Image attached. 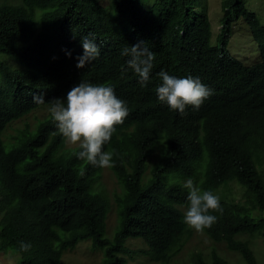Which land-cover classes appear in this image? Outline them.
<instances>
[{"label": "trees", "instance_id": "obj_1", "mask_svg": "<svg viewBox=\"0 0 264 264\" xmlns=\"http://www.w3.org/2000/svg\"><path fill=\"white\" fill-rule=\"evenodd\" d=\"M195 4L157 0L145 9L141 0H0V133L80 81L111 85L129 109L104 145L114 151L111 170L123 189L115 196L112 237L106 235L108 200L96 182L101 167L78 159V145L65 147L49 111L32 126L25 122L5 144L0 134V251L17 254V264H62L82 239L104 249V264H127L122 253L130 252V238L144 245L133 252L169 264L186 228L175 207L187 201L186 191L174 176L192 175L195 165L174 176L168 168L196 144L208 155L204 190L235 179L247 193L245 202L220 199L223 211L211 213L217 221L204 234L244 264H258L251 237L263 238L264 253V175L257 168L264 154V24L243 0H221V26L211 45L207 7ZM239 17L259 50L251 63L225 49ZM85 36L94 38L100 55L77 68ZM117 40L120 46L113 45ZM140 41L155 55L145 87L131 69L122 72L128 57L120 54ZM161 70L199 78L213 94L185 115L170 110L156 94ZM34 94H44L45 103H35ZM155 147L160 155L143 180ZM21 241L30 244L28 251L20 250ZM185 264L229 261L213 248L207 255L193 252Z\"/></svg>", "mask_w": 264, "mask_h": 264}, {"label": "clouds", "instance_id": "obj_2", "mask_svg": "<svg viewBox=\"0 0 264 264\" xmlns=\"http://www.w3.org/2000/svg\"><path fill=\"white\" fill-rule=\"evenodd\" d=\"M81 44L83 54L77 57V68L86 67L100 55V47L94 42V38L90 39L88 36H85L81 38ZM113 45L120 46V41H115ZM68 54L70 55V53ZM120 54L121 56L128 57L126 67L122 68V72H127L128 69H131L137 75L141 87L147 86L153 69L155 55L146 46L145 42L140 41L135 45L122 47ZM158 76L162 81L156 88L158 100L165 103L170 110L178 111L181 115L186 114V109L189 106L198 110L204 101L213 94V90L204 85L199 78H194L192 76L178 78L169 75L163 70L158 73ZM33 101L37 104L45 103L44 94H34ZM48 102L50 105L49 112L52 119L57 124L59 133L66 138L68 143L78 145L79 151L74 153L76 157L88 164L101 167V170L102 168H110L111 170V167L114 166V151H104V145L110 141L112 135L116 131V126L122 124L129 115L126 102L116 96L114 88L107 84H93L80 81L67 91L65 97L53 98ZM8 125L2 129L0 134H2L3 130L5 131ZM132 128L133 127L130 126L128 130H132ZM161 136L164 137V133H161ZM158 139L161 140L160 138ZM159 155L160 153L155 147L149 157L146 158V171L144 176H142L143 180H145V176L149 175V169ZM260 158L261 161H257V168L261 170V173L264 175V154H262ZM207 162V152L202 151V153H200L196 144V147L192 148L188 154L184 155L181 161H172L171 167L168 168L169 175L172 174L174 176V173L189 171L192 166L195 165V171L192 175L185 177L174 176L178 179L177 184L185 189L186 193L184 196H187V201H185V203L175 204V207L182 212L181 214L186 226L180 236L181 245L179 250L183 246L184 239L190 234V228L197 232L204 233V229L211 228L217 221V217L211 213L223 211L220 205V199H223V196L227 199H223L225 201H238L228 197L227 192L219 198L215 190L220 189L229 182H235L243 189L242 200L239 201H246V188L235 179L224 181L225 183L219 184L218 187L212 191L204 190L203 181L207 169ZM83 174L84 170L81 169L80 175ZM122 191L123 189L121 187V192L116 195H120ZM114 201L116 207L119 208L115 197ZM107 208L109 212V202ZM185 209H187L186 212ZM112 233L106 232V235L112 237ZM129 240L136 241L139 239H127L125 241L127 247ZM84 241H89L91 243L90 240L86 239L76 241L72 247H69L68 251L73 250L79 243ZM91 246L94 249L102 250L103 255L100 264H104V249L93 246L92 243ZM19 247L21 251H28L31 246L29 243L21 241ZM137 248L130 250L128 247L130 252L122 253L127 264H129V262L125 256L132 253L147 256L152 263L157 264V261H155L156 259L152 260L148 255L142 252H133V250Z\"/></svg>", "mask_w": 264, "mask_h": 264}, {"label": "rangeland", "instance_id": "obj_3", "mask_svg": "<svg viewBox=\"0 0 264 264\" xmlns=\"http://www.w3.org/2000/svg\"><path fill=\"white\" fill-rule=\"evenodd\" d=\"M156 1L157 0H141L145 9H150ZM243 3L247 10L253 11L257 15L259 22L264 24V0H243ZM195 5L199 8L206 5L208 17L211 23L210 44L215 45L217 43L216 35L219 31V27L221 26V0H196ZM231 23L230 36L225 45L226 51L245 63H251L258 60V47L254 42L249 28L244 20L241 17L234 18ZM48 111L49 106L40 107L33 112L26 114L22 118L11 122L6 127L5 131L3 130L4 133L2 132L1 134L4 144L5 141L10 140L14 136L16 130L22 127L25 122L32 126L38 118L43 117ZM73 146L75 145L68 143L66 140L65 147ZM96 182L97 188L104 192L109 202L110 210L106 219V231L107 233H112L117 222V207L114 197L117 193L121 192V186L117 182L110 168H102ZM215 191L216 195L219 197H222L223 194L227 192L228 197L238 201L242 200L243 189L235 182H229ZM222 198L226 199L224 196ZM186 210L187 209H185V212ZM251 241L253 243L254 252L257 256L258 264H264L263 238L259 235H255L251 237ZM213 243L215 242H213L203 232H197L190 228V234L184 239L183 246L173 256L169 264H185L189 261L193 252H201L204 255H207L213 248L223 255L229 261V264H244L239 254L228 250L224 243L218 242L215 245ZM139 246L143 247V243L140 240H129L128 247L130 250ZM102 255L103 252L101 249H94L89 241H84L79 243L73 250L65 252L62 258V263L100 264ZM125 257L127 258L129 264H156L152 263L147 256H143L142 254L132 253ZM18 261L19 256L17 254L8 252V250L0 251V264H17Z\"/></svg>", "mask_w": 264, "mask_h": 264}]
</instances>
